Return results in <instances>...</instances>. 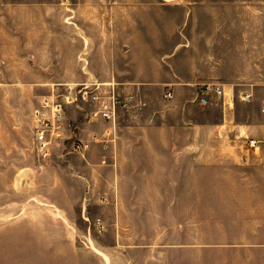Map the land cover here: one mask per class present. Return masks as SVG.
<instances>
[{
    "label": "crops",
    "instance_id": "crops-1",
    "mask_svg": "<svg viewBox=\"0 0 264 264\" xmlns=\"http://www.w3.org/2000/svg\"><path fill=\"white\" fill-rule=\"evenodd\" d=\"M103 6L105 14L97 9ZM108 7L0 0V71L25 64L39 74L24 83L0 80V87L47 90L36 96L35 130L37 114L54 120L60 86L95 83L128 94L109 121L93 116L96 105H65L59 137L45 151L35 147L39 167L51 173L49 208L67 216L72 206L84 231L98 233L84 246L71 234L53 239L54 261L264 264V7L164 2V15L149 14L148 28L131 7L128 17H114L128 20L117 36L109 32ZM14 51L27 59L15 60ZM61 51H73L70 77L59 75ZM76 228L65 222L61 230Z\"/></svg>",
    "mask_w": 264,
    "mask_h": 264
},
{
    "label": "rangeland",
    "instance_id": "rangeland-1",
    "mask_svg": "<svg viewBox=\"0 0 264 264\" xmlns=\"http://www.w3.org/2000/svg\"><path fill=\"white\" fill-rule=\"evenodd\" d=\"M91 1L96 2L98 6L105 5V1H107L109 32L114 31V36H117L126 32L128 20L124 18L117 22L118 19L115 20L114 17H128V14L134 13V10L129 8L135 7V14L145 24L144 27L148 28L152 26L149 23V14L158 17L164 15L160 9L161 3L181 0ZM116 1L126 9L123 14L116 12ZM252 5L264 7V0H252ZM145 7H151V12L149 13V8ZM97 9L102 11V14L107 11L104 6L102 9L100 7ZM130 10L131 12H129ZM111 19H114L115 22L112 23ZM97 29L98 26L94 24L88 30L89 33H92L94 40L99 37ZM119 41L122 42V40ZM0 54H6V52L0 51ZM134 54L140 57L142 51H134ZM85 57V54L80 57L82 63L85 62ZM13 58L18 61L25 60L27 53L26 51H14ZM128 58V54H126L125 60ZM113 59L117 60L115 56ZM61 61L59 75L62 77L72 76L74 74L71 66L73 51H61ZM14 67L26 68L27 66L19 64ZM129 68V65L125 64V70L120 74L127 75ZM23 69L0 71V80L3 83H16V81L24 83L25 80L38 79V73ZM95 74H101L100 70H97ZM67 87L70 86L58 87L59 100L61 95L66 93ZM116 91L119 100H122L120 107L124 106L123 108H125V97L128 94L119 89ZM37 95L47 96L48 92L46 89H35L30 86L0 87V264H60L54 261L52 256L50 247L53 239L69 237L71 234L72 240H76L77 244L82 246H84L83 241L86 238L90 244L93 239H97L98 233L84 231V223L79 220L76 209L68 206L70 210L68 215L59 216L52 211V208H49V201L44 198V196L50 197L52 195V190L48 184L49 179L45 178V175H51V173H45L44 169L39 167V156L35 148L37 146L35 143L36 130L32 123V112L37 107ZM56 103L63 102L57 101ZM81 104L92 106L83 102L78 103V105ZM64 106L65 104H62L61 108ZM91 111H94V108L89 112ZM65 222L75 224L77 226L76 231L61 230L62 224ZM110 237H105L104 241L109 243Z\"/></svg>",
    "mask_w": 264,
    "mask_h": 264
},
{
    "label": "built area",
    "instance_id": "built-area-1",
    "mask_svg": "<svg viewBox=\"0 0 264 264\" xmlns=\"http://www.w3.org/2000/svg\"><path fill=\"white\" fill-rule=\"evenodd\" d=\"M208 89V86H205ZM216 93L220 94L221 90L215 88ZM165 98H170L171 93L164 94ZM61 102L53 103V121L47 118L36 115V143L40 150L45 151L50 143L59 137L58 121H59V110L62 104L65 105H78L79 102L93 104L97 106L93 116L109 121L115 116L116 109L122 104V100H119L117 93L114 89H108L106 86L97 85L95 83H81L73 87H67L66 93L61 95ZM202 104L207 103V100L203 97L200 98ZM124 104V103H123ZM126 104V103H125ZM251 144L254 141L250 142ZM75 149H81L80 145H75Z\"/></svg>",
    "mask_w": 264,
    "mask_h": 264
}]
</instances>
